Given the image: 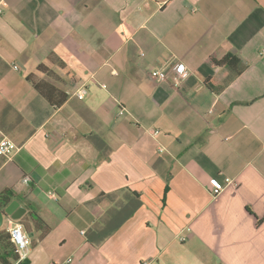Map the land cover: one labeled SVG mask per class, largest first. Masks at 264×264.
<instances>
[{"label": "crops", "instance_id": "obj_1", "mask_svg": "<svg viewBox=\"0 0 264 264\" xmlns=\"http://www.w3.org/2000/svg\"><path fill=\"white\" fill-rule=\"evenodd\" d=\"M7 3L0 193L26 209L21 264H264V0ZM228 55L247 69L210 88ZM171 62L179 88L155 79Z\"/></svg>", "mask_w": 264, "mask_h": 264}, {"label": "built area", "instance_id": "obj_2", "mask_svg": "<svg viewBox=\"0 0 264 264\" xmlns=\"http://www.w3.org/2000/svg\"><path fill=\"white\" fill-rule=\"evenodd\" d=\"M7 0H0V14H3L7 7ZM190 75L189 69L181 62H171L165 68L156 71L155 79L160 82L169 81L170 77L173 86L176 88L181 87L183 81ZM87 94L86 87H82L75 95L80 99H85ZM125 113L124 109L120 110V115ZM17 151V146L7 137L2 136L0 139V156L10 159ZM164 149H161L163 152ZM236 186L233 179L226 178L223 182H210L208 190L211 195L216 198L223 193L227 188ZM6 233L9 236L10 243L13 245L17 261L15 264H21L24 262L29 254L30 247L32 246V238L26 232L23 223L19 220H15L10 216L6 219ZM184 240V239H183ZM71 260H68L64 264H68ZM0 264H2L0 262Z\"/></svg>", "mask_w": 264, "mask_h": 264}, {"label": "trees", "instance_id": "obj_3", "mask_svg": "<svg viewBox=\"0 0 264 264\" xmlns=\"http://www.w3.org/2000/svg\"><path fill=\"white\" fill-rule=\"evenodd\" d=\"M215 63L220 69L219 74L210 77L206 82L213 89L224 87L228 81L230 82L240 76L248 67L247 63H244L243 59L238 55H228L219 61H215ZM33 84L36 90L44 95L55 108L59 107L66 100V95L63 92L46 81ZM14 197L15 194L10 189L2 191L0 193V211L4 212ZM30 218L36 223L35 225L38 229H45V226L47 227L38 215L31 214ZM25 219H21V221L23 222ZM15 260H17V255L13 245L10 243L8 234L5 230L0 231V262L2 264H12Z\"/></svg>", "mask_w": 264, "mask_h": 264}, {"label": "water", "instance_id": "obj_4", "mask_svg": "<svg viewBox=\"0 0 264 264\" xmlns=\"http://www.w3.org/2000/svg\"><path fill=\"white\" fill-rule=\"evenodd\" d=\"M25 214L26 209L21 207L18 201H13L6 207L4 212L0 211V226L4 217L10 216L15 220H21Z\"/></svg>", "mask_w": 264, "mask_h": 264}, {"label": "rangeland", "instance_id": "obj_5", "mask_svg": "<svg viewBox=\"0 0 264 264\" xmlns=\"http://www.w3.org/2000/svg\"><path fill=\"white\" fill-rule=\"evenodd\" d=\"M1 157V156H0Z\"/></svg>", "mask_w": 264, "mask_h": 264}]
</instances>
